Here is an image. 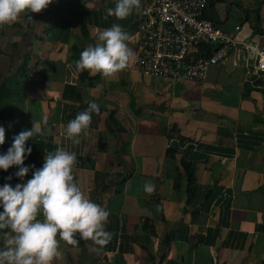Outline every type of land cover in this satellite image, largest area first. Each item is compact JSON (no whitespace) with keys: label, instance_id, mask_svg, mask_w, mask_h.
Instances as JSON below:
<instances>
[{"label":"crops","instance_id":"obj_1","mask_svg":"<svg viewBox=\"0 0 264 264\" xmlns=\"http://www.w3.org/2000/svg\"><path fill=\"white\" fill-rule=\"evenodd\" d=\"M149 1L141 0V10ZM62 5L76 6L73 21H54ZM115 5L53 0L31 13L32 21L22 16L0 27L5 139L31 130L33 119L41 122L46 134L26 144L43 147L38 169L46 153L75 152V182L109 213L106 245L62 242L54 264H264V76L254 71L255 60L231 51L202 81L144 76L136 65L140 12L105 19ZM204 17L236 40L264 48V0H210ZM114 23L129 36V66L110 79L77 72L80 53ZM90 102L99 114L92 113L89 134L74 145L65 139L66 126ZM1 146L0 155L6 154L10 147ZM171 148H177L174 156ZM182 160L195 167L190 193L185 175L175 188ZM148 181L155 185L151 194L144 191ZM7 231L0 230V249Z\"/></svg>","mask_w":264,"mask_h":264},{"label":"clouds","instance_id":"obj_2","mask_svg":"<svg viewBox=\"0 0 264 264\" xmlns=\"http://www.w3.org/2000/svg\"><path fill=\"white\" fill-rule=\"evenodd\" d=\"M52 3L53 0H0V27L11 25L22 16L32 21L31 13L40 14ZM133 12H141V0H116L115 7L107 10L105 19L124 20ZM128 40L120 24L105 28L98 42L80 53L75 61L76 71H87L92 76L99 74L104 79L114 78L129 66L134 56ZM93 112L99 114V107L90 102L84 112L68 122L65 139L78 145L81 136L89 134ZM45 134L41 122L33 119L32 129L16 136L7 153L0 155V169L7 172L17 167V177L27 176L29 168L24 166L25 158L31 155L32 149L26 144L34 136ZM47 134H51L50 128ZM5 137V129L0 126V145L5 143ZM44 161L26 183L17 184L15 188L8 184L0 187L3 208L0 229H10L3 236L0 264H54L61 258L62 242L77 246L83 240L103 246L111 239V233L105 231L108 211L87 197L74 180L75 152L58 148L46 153ZM154 190L155 185L145 182L147 194Z\"/></svg>","mask_w":264,"mask_h":264},{"label":"built area","instance_id":"obj_3","mask_svg":"<svg viewBox=\"0 0 264 264\" xmlns=\"http://www.w3.org/2000/svg\"><path fill=\"white\" fill-rule=\"evenodd\" d=\"M210 0H150L139 15L136 65L144 76L175 81H202L208 70L225 62L231 51L255 60L264 76V48L239 41L204 17ZM237 34H241L238 29Z\"/></svg>","mask_w":264,"mask_h":264},{"label":"trees","instance_id":"obj_4","mask_svg":"<svg viewBox=\"0 0 264 264\" xmlns=\"http://www.w3.org/2000/svg\"><path fill=\"white\" fill-rule=\"evenodd\" d=\"M77 2H78V0H77ZM75 7L76 6H73V7H67L66 5L60 6L55 11V13L53 15L54 21H57L60 18H65L66 20L73 21V19L76 18V14H77V12L75 10L76 9ZM66 91L67 92H70V91L71 92H75V88L74 87H67ZM74 96H75L74 99H76V100H80V98H81L80 95L78 93H76V92H75ZM13 140H14V138H12V139L6 138L5 139V143L1 146V148L12 147ZM31 149H32V153L25 160V165H24L25 167L29 168V172H28L27 176H31L33 174V172L39 168V166L41 164V159L43 158V155H44L43 147H42V145L40 143H35L32 146ZM176 151H177V148H171L170 151H169L170 156H174ZM181 165H182L184 174L179 169V173H178V176H177V179H176V183H175V188L176 189H180L181 188V185H182V182H183V177L185 175L186 176L187 185H188V192L190 193L192 190H194L196 188L195 167H194V165L192 163H189V162H187L185 160H182V164ZM18 171H19V169H18ZM16 173L14 175H9L7 172L2 171L1 180L4 181V185L8 184V185L12 186L13 188H15L16 185L21 180V178L16 176ZM0 212H3L2 206H0ZM0 230H4V229H0Z\"/></svg>","mask_w":264,"mask_h":264},{"label":"bare ground","instance_id":"obj_5","mask_svg":"<svg viewBox=\"0 0 264 264\" xmlns=\"http://www.w3.org/2000/svg\"><path fill=\"white\" fill-rule=\"evenodd\" d=\"M75 1V0H74ZM62 8V7H61Z\"/></svg>","mask_w":264,"mask_h":264}]
</instances>
